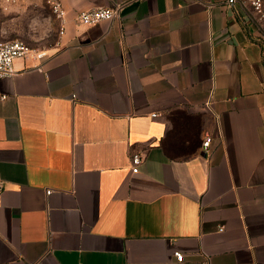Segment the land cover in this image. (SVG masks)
Listing matches in <instances>:
<instances>
[{"label":"crops","instance_id":"crops-1","mask_svg":"<svg viewBox=\"0 0 264 264\" xmlns=\"http://www.w3.org/2000/svg\"><path fill=\"white\" fill-rule=\"evenodd\" d=\"M62 4L59 36L45 0H0V43L47 54L0 78V264H264V37L248 12Z\"/></svg>","mask_w":264,"mask_h":264},{"label":"built area","instance_id":"built-area-1","mask_svg":"<svg viewBox=\"0 0 264 264\" xmlns=\"http://www.w3.org/2000/svg\"><path fill=\"white\" fill-rule=\"evenodd\" d=\"M54 19L58 25V35L62 36L65 32V10L63 8L62 0H45ZM229 8L236 10H245L250 16H258L262 13L264 8V0H226ZM120 6L110 8L101 7L91 10L79 12L76 17L78 24L82 26H94L104 21H111L118 19L120 16ZM47 57L45 51L29 46L23 41L13 40L9 42L0 43V78L13 77L17 70L14 66L16 60L31 58L36 62L34 68H39L42 62ZM159 114H154L153 117H158ZM211 142L210 135H206L202 141V148L207 150ZM144 152L137 151L129 154L131 164V172L138 173V167L144 159ZM4 189V181L0 176V193ZM50 192H46L48 194ZM173 256L176 262H182L183 255L180 252H174Z\"/></svg>","mask_w":264,"mask_h":264},{"label":"rangeland","instance_id":"rangeland-1","mask_svg":"<svg viewBox=\"0 0 264 264\" xmlns=\"http://www.w3.org/2000/svg\"><path fill=\"white\" fill-rule=\"evenodd\" d=\"M251 22L254 24L257 32L264 37V8L260 15L251 16Z\"/></svg>","mask_w":264,"mask_h":264}]
</instances>
